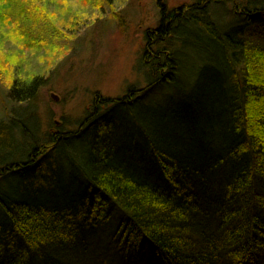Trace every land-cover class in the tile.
Listing matches in <instances>:
<instances>
[{"label": "trees", "instance_id": "trees-1", "mask_svg": "<svg viewBox=\"0 0 264 264\" xmlns=\"http://www.w3.org/2000/svg\"><path fill=\"white\" fill-rule=\"evenodd\" d=\"M45 1L0 0V27L26 38L5 74L27 112L41 78L16 71L41 48L29 36ZM157 1L140 91L102 97L72 130L39 135L34 109L12 118L19 127L0 124V264H264V48L246 30L264 29V0ZM225 3L246 25L216 21ZM63 164L83 190L66 187ZM55 167L52 178L40 171Z\"/></svg>", "mask_w": 264, "mask_h": 264}, {"label": "rangeland", "instance_id": "rangeland-1", "mask_svg": "<svg viewBox=\"0 0 264 264\" xmlns=\"http://www.w3.org/2000/svg\"><path fill=\"white\" fill-rule=\"evenodd\" d=\"M166 1L167 7L174 8L195 0ZM51 2V7L42 5L41 11L44 12H37L40 18H44L36 25L37 31L28 33L29 38L41 36L38 37L39 43L42 42L40 50H25L26 54L22 53L23 69L16 71L25 78H41L42 86L33 105L29 103L28 107L35 110L39 135L60 126L64 119L74 123L75 128L102 102V97H120L132 84L145 87L143 73L140 74L138 69L143 49L148 43L146 31L156 29L161 19V7L157 0ZM161 3L164 4L162 0ZM55 6V12L51 13ZM232 9L231 3L218 7L216 21L220 25H246L242 19L234 17ZM11 30L7 25L0 27V50L3 51L0 52V124L19 117L21 111H28H23L28 103L19 102L8 91L10 80L6 74L11 70V59L20 51V46L22 49L26 44V38L22 39V43ZM246 30L249 41L264 48V29L253 23L247 25ZM188 62L184 63L186 67L181 73L189 70L187 74L192 80L193 62L191 66ZM156 99L160 97L156 96ZM14 110H18L15 116L12 114ZM31 110L27 113L31 114ZM20 121L14 120L16 127H19ZM0 183L5 184V180H0ZM114 223L115 218L104 231L111 233L110 226L112 228ZM106 245L102 243L93 256L104 259ZM112 257L113 254L106 259Z\"/></svg>", "mask_w": 264, "mask_h": 264}, {"label": "bare ground", "instance_id": "bare-ground-1", "mask_svg": "<svg viewBox=\"0 0 264 264\" xmlns=\"http://www.w3.org/2000/svg\"><path fill=\"white\" fill-rule=\"evenodd\" d=\"M216 10V9H215ZM214 14H215V12L213 11V9L211 10ZM214 14H212L213 16H214ZM138 72L140 73V74H142L143 73V77H144V83H145V85H147V83H148V80H147V78H146V75H145V69L144 68H142V67H139V69H138ZM182 74H185V73H182ZM186 76H188V74L186 75ZM185 77V75H183V77H182V79H183V81L184 82H189L190 81V79H187V77L186 78H184ZM143 87L142 86H139V85H137V84H132V85H130V86H128L127 87V89H126V91L124 92V94L123 95H121L120 97H122V96H128L129 94H130V92L132 91V90H134V91H136V92H138V91H140L139 89H142ZM172 93V90H170V89H166L164 92H162L161 94H159V96H158V98L160 97V100L161 99H163L161 96L162 95H167V96H169L170 94ZM154 94H156V93H154ZM130 98H132V97H130ZM132 100V102H133V99H131ZM36 121H37V117H36ZM38 122V121H37ZM57 123H59V122H57ZM65 123V128H66V130H72V129H74L73 127H74V123H71V122H69V121H66L65 119H64V121H63V123H61V124H64ZM76 124V123H75ZM37 128H38V125L36 126ZM39 129V128H38ZM114 151H116V150H114ZM71 167L72 166H70V165H68V164H63L61 167H60V174H61V176H63L64 174H65V178H68L69 180H67L66 181V183H65V185H66V187L68 188V189H73L74 191H77L76 189H79V191H81V190H83V188H84V186H83V184L80 182V180L79 179H77L78 177H74L72 174H69V171H71L70 169H71ZM57 170H59V168H57V167H55V169H50V168H43L42 170H40V171H43L44 173L45 172H48L47 173V176H49V177H51L52 178V176L54 177V171H57ZM67 174V175H66ZM160 183H161V180H160ZM166 189H168V187H169V184H166ZM166 189H164L163 188V190H166ZM166 191H168V190H166ZM3 227V225L2 224H0V228H2ZM111 230H112V228H111ZM111 230H109V231H111ZM99 230H97V232H98ZM3 233V232H2ZM96 233V232H95ZM110 233V232H109ZM99 234V236L101 237V238H104L105 237V232H101V233H98ZM256 236V235H255ZM90 250V249H89ZM141 256L143 257V258H148V256H149V254L147 253V252H145V251H143L142 253H141Z\"/></svg>", "mask_w": 264, "mask_h": 264}]
</instances>
